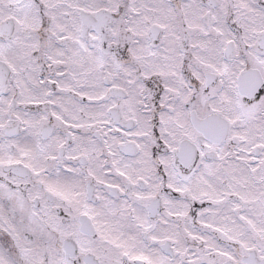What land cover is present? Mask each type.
Here are the masks:
<instances>
[{"label": "snow or ice", "instance_id": "6c2138e0", "mask_svg": "<svg viewBox=\"0 0 264 264\" xmlns=\"http://www.w3.org/2000/svg\"><path fill=\"white\" fill-rule=\"evenodd\" d=\"M0 264H264V0H0Z\"/></svg>", "mask_w": 264, "mask_h": 264}]
</instances>
